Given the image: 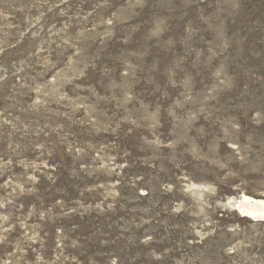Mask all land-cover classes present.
<instances>
[{
  "label": "rangeland",
  "instance_id": "obj_1",
  "mask_svg": "<svg viewBox=\"0 0 264 264\" xmlns=\"http://www.w3.org/2000/svg\"><path fill=\"white\" fill-rule=\"evenodd\" d=\"M264 0H0V264H264Z\"/></svg>",
  "mask_w": 264,
  "mask_h": 264
},
{
  "label": "bare ground",
  "instance_id": "obj_2",
  "mask_svg": "<svg viewBox=\"0 0 264 264\" xmlns=\"http://www.w3.org/2000/svg\"><path fill=\"white\" fill-rule=\"evenodd\" d=\"M236 210L251 220H264V200L241 195L236 201Z\"/></svg>",
  "mask_w": 264,
  "mask_h": 264
},
{
  "label": "water",
  "instance_id": "obj_3",
  "mask_svg": "<svg viewBox=\"0 0 264 264\" xmlns=\"http://www.w3.org/2000/svg\"><path fill=\"white\" fill-rule=\"evenodd\" d=\"M238 211V210H237ZM253 221H257V220H253Z\"/></svg>",
  "mask_w": 264,
  "mask_h": 264
}]
</instances>
